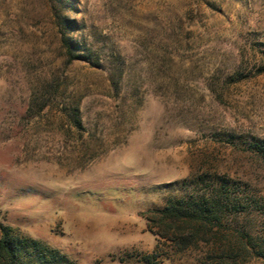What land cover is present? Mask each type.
<instances>
[{
  "label": "rangeland",
  "instance_id": "rangeland-1",
  "mask_svg": "<svg viewBox=\"0 0 264 264\" xmlns=\"http://www.w3.org/2000/svg\"><path fill=\"white\" fill-rule=\"evenodd\" d=\"M254 144L264 0H0V225L75 264H264ZM224 182L221 223L156 212Z\"/></svg>",
  "mask_w": 264,
  "mask_h": 264
},
{
  "label": "trees",
  "instance_id": "trees-1",
  "mask_svg": "<svg viewBox=\"0 0 264 264\" xmlns=\"http://www.w3.org/2000/svg\"><path fill=\"white\" fill-rule=\"evenodd\" d=\"M253 147L264 156V144H254ZM229 183L224 182L220 188L216 186L214 190L208 191L200 198L171 200L164 209L156 212L162 215L163 219L179 223H190L196 229L198 227L203 230L207 229L213 226L216 221L221 223L223 215L243 211L241 210L243 205L240 206V202L246 194L233 190V185ZM233 210L235 212H232ZM206 234L208 235V232H205ZM157 235L165 238L161 234ZM174 236L176 237L172 239L173 241H180L177 233ZM181 241L183 242L184 239L181 238ZM259 257L264 258V254H259ZM0 264L75 263L59 250L50 247L46 243L23 235L10 226L0 225Z\"/></svg>",
  "mask_w": 264,
  "mask_h": 264
}]
</instances>
